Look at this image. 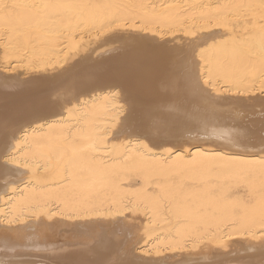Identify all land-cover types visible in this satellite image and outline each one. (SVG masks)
<instances>
[{"label": "bare ground", "instance_id": "6f19581e", "mask_svg": "<svg viewBox=\"0 0 264 264\" xmlns=\"http://www.w3.org/2000/svg\"><path fill=\"white\" fill-rule=\"evenodd\" d=\"M0 264H264V0H0Z\"/></svg>", "mask_w": 264, "mask_h": 264}, {"label": "rangeland", "instance_id": "374dc122", "mask_svg": "<svg viewBox=\"0 0 264 264\" xmlns=\"http://www.w3.org/2000/svg\"><path fill=\"white\" fill-rule=\"evenodd\" d=\"M246 193H247V191H244V192H243V194H246Z\"/></svg>", "mask_w": 264, "mask_h": 264}]
</instances>
